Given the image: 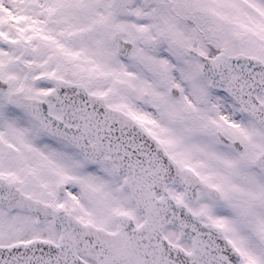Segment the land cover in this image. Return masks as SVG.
Listing matches in <instances>:
<instances>
[{"label":"snow or ice","instance_id":"6c2138e0","mask_svg":"<svg viewBox=\"0 0 264 264\" xmlns=\"http://www.w3.org/2000/svg\"><path fill=\"white\" fill-rule=\"evenodd\" d=\"M0 264H264V0H0Z\"/></svg>","mask_w":264,"mask_h":264}]
</instances>
